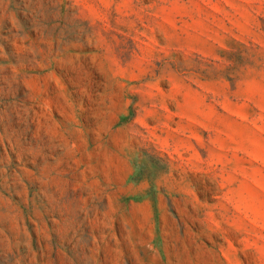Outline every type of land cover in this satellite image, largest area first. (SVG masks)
<instances>
[{
  "label": "rangeland",
  "instance_id": "obj_1",
  "mask_svg": "<svg viewBox=\"0 0 264 264\" xmlns=\"http://www.w3.org/2000/svg\"><path fill=\"white\" fill-rule=\"evenodd\" d=\"M0 264H264V0H0Z\"/></svg>",
  "mask_w": 264,
  "mask_h": 264
}]
</instances>
